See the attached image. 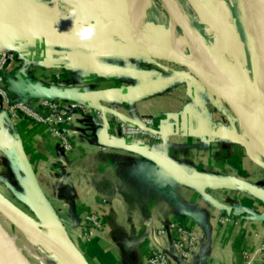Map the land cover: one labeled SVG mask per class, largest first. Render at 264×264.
Here are the masks:
<instances>
[{
    "label": "crops",
    "instance_id": "1",
    "mask_svg": "<svg viewBox=\"0 0 264 264\" xmlns=\"http://www.w3.org/2000/svg\"><path fill=\"white\" fill-rule=\"evenodd\" d=\"M26 1L23 9L0 11V25H20L0 32V51L16 53L5 81L12 96L37 99L55 89L50 79L56 74L72 80V90L115 95L95 101L109 108V123L74 117L75 148L69 154L46 128L16 125L0 104V199L29 225L56 264H146L152 249L177 260L171 236L156 234L165 221L185 222L195 235L186 264H264L259 257L263 154L248 147L242 116L187 67L155 56L137 41L114 36L94 9L73 0ZM97 1L108 11L116 9ZM148 3L137 29L144 32L154 17L150 45L159 43L165 30L170 34L163 42L166 52L183 54L175 25L171 21L165 28L156 5ZM73 10L76 16L65 18ZM84 18L96 23L97 31L81 43L71 26L72 19ZM24 20L35 28H22ZM146 116L154 119L158 142L126 141L112 129L123 117ZM21 154L36 177L48 220ZM89 212H96L104 226L88 249L78 232ZM0 217L10 226L4 214ZM223 217L232 220L220 226ZM5 237L0 231V264H24V257L35 255L28 246L25 252L18 248L15 235Z\"/></svg>",
    "mask_w": 264,
    "mask_h": 264
},
{
    "label": "built area",
    "instance_id": "2",
    "mask_svg": "<svg viewBox=\"0 0 264 264\" xmlns=\"http://www.w3.org/2000/svg\"><path fill=\"white\" fill-rule=\"evenodd\" d=\"M16 53L5 50L0 51V104L5 106L7 116L14 123L26 122L39 127L46 128L50 134L59 141L63 153H71L75 148V140L71 123L74 117L85 115L94 120L103 119L110 122L105 114L109 108L99 102H68L46 98L33 100L18 99L6 89L5 81L8 78V68L15 60ZM50 86L55 89H72L74 82L62 78L60 75H53L50 79ZM130 119V120H129ZM131 117L121 118L113 124V131L126 141L146 139L152 142L160 140V132L154 125L151 116L139 118L132 122ZM112 122V120H111ZM232 219L223 217L220 226L229 223ZM86 237V246L91 242L94 234L103 231V224L96 212L87 213L79 223ZM159 236L170 235L172 245L178 251V258L174 260L168 253L158 249L149 251L146 257V264H186L191 255V249L196 243V238L185 222L165 221L156 229ZM259 257L264 261V241L260 246Z\"/></svg>",
    "mask_w": 264,
    "mask_h": 264
},
{
    "label": "rangeland",
    "instance_id": "3",
    "mask_svg": "<svg viewBox=\"0 0 264 264\" xmlns=\"http://www.w3.org/2000/svg\"><path fill=\"white\" fill-rule=\"evenodd\" d=\"M102 1L112 4V6L116 8L110 10V14L107 13L108 19L104 18L107 21V23L111 25L110 30L114 36L118 37L121 41H137L147 50L153 51L155 52V54L157 53L158 56L159 54L161 55L162 52L166 51V46L164 47V43L166 39H168V37L170 38V34L165 30H162L163 36L162 39L159 41V43H156V45H152V46L150 45V41H154V39H151L150 30L151 29L155 30L154 25L157 26L156 21L152 20L151 23L149 22L148 25H145L144 32H141L137 29L138 25L140 24V21L142 20L141 17H143L146 14L147 8L151 7V3H148V0H125V1L118 0V2H116V0H102ZM186 1L192 3L190 4V7H188L187 5L184 6L183 4L185 10H187L190 14H194L195 17L198 16L200 18L199 19L197 17V19H199L200 21L195 20V22L202 30L199 27H194L193 33L195 32L198 34L197 39L200 40L198 46L201 47V45L203 44L207 47V49L210 52L211 61H208L207 63L209 65V68L206 67V63L204 61L205 59H202L203 58L201 54L202 51L198 49L199 51L198 54L194 50L195 52L194 57L202 61L204 63L203 64L204 67H206L207 70L210 71L212 70L214 74H216L218 77L225 79L230 85H234L238 87V85L244 81V83L242 84V92H239L237 96L241 97L242 99L249 100L250 99V95L248 92L249 81L247 80V78H244L245 76H243L244 74L242 73L243 71L241 69L242 66H240V61H239V57L242 53L241 52L242 41L238 36L237 28L234 27V30L233 29L230 30V34L228 33L227 29L226 31H224L225 28H227V26L234 24L232 18L229 16L228 13H225V16L221 18L222 12L220 13L218 12V5H220L221 0H186ZM159 8L160 6H158V10H160ZM225 9L230 13L229 9L227 8ZM175 14H176L175 17L176 21L172 20V23L180 27V30L183 33L185 32L188 33L189 30L186 28L184 23L179 19L177 12H175ZM111 19L113 21H111ZM190 37L194 41V37L192 35ZM186 39L187 41L191 42V40H189L187 36ZM186 46L187 45L183 47L184 48L183 55L189 56L191 55L190 47L188 46L186 47ZM251 99L252 101H255L253 97ZM257 112H258L257 116L261 117L262 113L260 112L259 109H257ZM238 114L242 116V132L247 134L246 132L247 124H244V120H245L244 114L243 113L241 114L239 112ZM249 132L251 133V130ZM248 144H249L248 147L251 148V150L260 152L259 146H257L255 142H252L250 140ZM259 158L261 164L264 166V155L259 156ZM75 224L77 225L78 223L76 222ZM0 227H1L0 229L7 235V237H10L11 235H17V238L19 239L17 242L18 246L21 248L24 247L26 241L25 239H23L24 236L22 235V233H19L18 231L15 233L14 229L13 230H11L10 228L7 229L5 226H0ZM83 233H84L83 229L80 228V231L78 232V237H80L82 241L81 245L86 246V237L83 235ZM80 252H82L81 247H79L78 249V253ZM27 261L29 264H40V261L34 259H27Z\"/></svg>",
    "mask_w": 264,
    "mask_h": 264
},
{
    "label": "bare ground",
    "instance_id": "4",
    "mask_svg": "<svg viewBox=\"0 0 264 264\" xmlns=\"http://www.w3.org/2000/svg\"><path fill=\"white\" fill-rule=\"evenodd\" d=\"M151 1L153 5H156L157 9L158 6H160L159 12L163 16V24L167 29L170 27L172 20L176 21L175 12H177L179 19L184 23L189 32L183 33L180 30V27L175 25L174 33L180 40H182L183 44H181L183 46L187 45L190 47L191 55L189 56L196 62L205 79H207L219 91L236 94L242 92V84L244 81L236 87L234 85H230L225 79L218 77L212 70L210 71L206 69V67L209 68V65L207 64L208 61H211L210 52L205 45L202 44L201 47L198 46L200 43V40L197 39L198 34L195 32L193 33V28L199 27L195 20L197 21L200 18L197 16L199 18L197 19L194 14H190L184 8L186 5L190 7L192 2H188L186 0ZM225 8L229 9L230 13L229 11H226ZM218 12H222L221 18L225 16V13H228L234 24L227 26L224 31L227 29L230 34V30H234V27L237 28L238 36L242 41V53L239 57V61L240 66H242L241 69L244 74L243 76H245L244 78H247L249 81L248 92L250 95L248 106L242 112L245 119L244 124H247V134H243L248 142H250V140L255 142L257 146H259V150L264 153V22L260 12V2L259 0H221L220 5H218ZM150 14L153 15L152 13ZM150 18L153 20L154 17ZM190 34L194 37V41L190 37ZM186 36L189 40H191V42L187 41ZM180 49L184 48L182 47ZM198 49L202 51V59H205L204 61L206 63V67H204V63L202 61L194 57L195 52L199 54ZM166 53L170 55H183L171 51ZM252 97L255 101H252ZM257 109H259L262 113L261 117L257 116ZM250 130L251 133L249 132Z\"/></svg>",
    "mask_w": 264,
    "mask_h": 264
},
{
    "label": "water",
    "instance_id": "5",
    "mask_svg": "<svg viewBox=\"0 0 264 264\" xmlns=\"http://www.w3.org/2000/svg\"><path fill=\"white\" fill-rule=\"evenodd\" d=\"M76 3L80 4L82 7L94 9L95 11L99 12L105 19H108L107 13L110 14V10L108 11L107 7L103 6L101 3H99L97 0H73ZM260 2V12L261 17L264 22V0H259ZM27 4L26 0H2L0 1V11L5 10H16V9H23L25 8ZM111 21H113L111 19ZM22 28H26L25 26H28V28H35L34 26L30 25L28 21L24 20V22L21 24ZM20 25L16 24L15 22L6 23L4 25H0V32L5 31L4 33L12 32L16 28H19ZM7 30V31H6ZM150 51V50H149ZM155 56H158L157 53L150 51ZM161 59L169 60L174 63L181 64L185 67H187L189 70H191L193 73H195L202 81L203 83L214 93L218 98L222 99L225 103H227L231 108L235 109L239 113L242 114L244 109L248 106V100L242 99L241 97L237 96L236 93H225L222 91H219L216 89L205 77L202 75V72L198 68L196 62L190 57L185 55H178V54H167L166 51L162 52L159 56ZM115 95H112L110 93L106 92H93V93H85L77 90L72 89H47L45 90L44 94H42L39 98H46V99H53V100H61V101H68V102H90L93 103L95 101H106L109 99L114 98ZM126 119V117H123ZM130 120V119H129ZM133 123L138 124L137 121L132 120ZM206 136H212V137H224L225 135L223 133L219 132H206ZM261 152V151H260ZM263 155L264 153L261 152ZM21 159L23 161L31 188L40 202L43 211L46 215L47 220L50 218L49 210L46 206L45 200L41 196L40 188L38 186L36 177L33 173V170L31 168V165L29 161L27 160L26 156L24 154H21ZM243 188H249L247 185L240 183ZM0 214H4L5 217L8 219V222L10 226L5 225V223L2 221L0 217V226H5L7 229H14V232L17 231L19 233H22L24 236L23 239H25L26 243L24 244V247L21 248L18 246V238L16 239V246L26 251V247L28 246L31 248L34 252V256H26L24 257V264H29L27 259H34L40 261V264H56L55 259L51 256V254L40 244L38 237L35 235V233L30 229L29 225L12 209L7 207L0 199ZM1 228V227H0ZM0 231L4 233L1 229ZM6 235V234H5ZM17 237V235H15ZM6 239H10V237H5Z\"/></svg>",
    "mask_w": 264,
    "mask_h": 264
},
{
    "label": "clouds",
    "instance_id": "6",
    "mask_svg": "<svg viewBox=\"0 0 264 264\" xmlns=\"http://www.w3.org/2000/svg\"><path fill=\"white\" fill-rule=\"evenodd\" d=\"M74 16H76L75 10H73L69 16L65 18H72ZM71 31L81 43H84L92 40V38L96 35L97 24L87 20L86 18L80 20L72 19Z\"/></svg>",
    "mask_w": 264,
    "mask_h": 264
},
{
    "label": "trees",
    "instance_id": "7",
    "mask_svg": "<svg viewBox=\"0 0 264 264\" xmlns=\"http://www.w3.org/2000/svg\"><path fill=\"white\" fill-rule=\"evenodd\" d=\"M27 123L26 122H19V123H16V125H18V126H23V125H26ZM100 237H99V235H93V237H92V240H91V242L89 243V245L87 246V248L88 247H90L91 246V244L93 243V242H95L97 239H99ZM89 249V248H88Z\"/></svg>",
    "mask_w": 264,
    "mask_h": 264
}]
</instances>
